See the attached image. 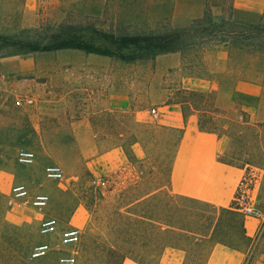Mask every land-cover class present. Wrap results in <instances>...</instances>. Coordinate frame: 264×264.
<instances>
[{"label": "rangeland", "instance_id": "obj_1", "mask_svg": "<svg viewBox=\"0 0 264 264\" xmlns=\"http://www.w3.org/2000/svg\"><path fill=\"white\" fill-rule=\"evenodd\" d=\"M257 2L263 5L260 13L237 10L228 24L221 26L231 37L227 46L210 40L192 62L184 65L181 56L180 67L161 77L154 73L156 55L121 61L75 49L22 53L18 48L22 42H45L51 36L75 34L102 49L108 42L100 34L184 28L202 14L204 0H8L0 5V264H5L7 250L16 257L23 243L52 247L36 260L42 264H56L60 254L71 251L76 264H119L124 251L141 264H154L162 243H153L151 249L145 248L148 243H122L116 231L126 228V220L132 217L127 212L147 211L157 197L137 206L131 202L166 180L177 132L160 124L151 110L173 102L193 105L194 98L182 90L185 87L212 93L218 110L240 108L246 113L241 120L231 113L214 115L213 127L229 132L223 157L245 169L249 195L264 217V37L251 36L255 32L251 27L264 24V0ZM212 13L223 14L219 8H213ZM219 46L226 47L228 57L225 70L211 78L216 90H210L211 81L188 82L189 77L211 80V51ZM183 112L198 116L189 106L184 105ZM85 125L91 128L97 151L114 145L129 150L136 143L142 158L128 160L123 170L93 184L79 150L78 141L83 136L74 135ZM22 148L34 153L33 164L17 163L16 154ZM50 164L61 168L60 181L45 179L44 168ZM14 182L25 184L30 193L38 188L48 196L42 214L56 219L55 234L40 235L37 220L15 222L17 210L7 203ZM158 197L166 199L163 194ZM176 201L191 207L196 216L192 224L179 223L208 233L213 208ZM77 208L84 213V223L77 227L80 240L75 247L62 246L58 234ZM140 221L129 220L128 227L146 223ZM230 226L239 232L237 217L230 219ZM216 232L224 234L221 228ZM183 237L184 264H207V253L216 238L196 242L195 235ZM261 240L255 249L257 257L264 255V224ZM228 241L240 250L249 244L231 237Z\"/></svg>", "mask_w": 264, "mask_h": 264}, {"label": "trees", "instance_id": "obj_2", "mask_svg": "<svg viewBox=\"0 0 264 264\" xmlns=\"http://www.w3.org/2000/svg\"><path fill=\"white\" fill-rule=\"evenodd\" d=\"M233 1L234 0H204V9L202 15L199 18L194 19L189 26L184 28L166 29L160 33L148 31L147 33H136L129 35L100 34L101 38L106 39L108 42V46L103 47L102 49H98V47L87 43V41H85L79 35L76 36L75 34H62L60 36H51L45 42H22L18 50L22 53H28L75 49L84 51L86 53L112 56L120 59L121 61L142 60L157 54L178 52L183 57V64L187 65L189 64V61L192 62L193 59L199 56L198 52H200V50L203 49L205 44H207V42L210 40L215 41L216 45H228L227 38L231 37L223 31V27L221 26L223 24H228L230 18L232 17ZM213 8H219L223 14L221 16H215L212 13ZM251 29L255 31L251 35L254 38L264 37V24H257L256 26L251 27ZM93 32L96 35L99 34V32L95 30ZM188 56H191V60L188 59ZM182 90L185 94L191 95L194 98L192 101L193 105L190 104L191 102L189 101H184V103L173 102L169 104H176L179 106L183 119L186 118V114L183 112L184 105L189 106L190 109L198 112V128L203 132L214 133L217 135H229V132L226 128L218 130L213 127L216 120L214 115H221L225 117L227 114L231 113L233 116L238 118V120H241L246 114L240 108H234L230 112L218 110V108L213 104V99H211L212 93L190 90L186 87ZM209 109L212 110L211 113L207 111ZM174 131L177 132L176 143L174 145L175 151L183 129L175 128ZM124 153L130 162L137 160L133 156L131 148H129V150L124 149ZM224 155L225 152L219 156L220 161L229 165L238 166L235 163L225 160L223 157ZM168 174L166 180L163 183L155 185L146 194L135 198L131 202V205L137 206L147 198L158 197L159 193L163 194V196H166V199L161 197L164 200L159 199V197L154 198L153 200H155V204L150 205L147 211L145 209L144 211L138 210V212H127L128 215H131L134 219H138L146 223H143V225H140L139 223V226L136 225L135 228H129L128 221L134 219H132V217H128L129 219L126 220L127 223L124 225L126 228L123 229V231H116L118 234H120L119 236H121L120 240L122 243H148V245H145V248L151 249L154 247L153 243H162V246L174 244L180 240L181 235L189 234L205 237L208 234L199 233L191 229L189 226H186L185 224L181 225L179 223L182 220V222L185 221L187 224H192L195 221L196 216L194 215V211L191 207L181 205V203H178L176 199L193 204H204L192 199L170 195L167 190L164 189ZM86 175L87 177L91 178V182L95 185L98 182L102 183L103 181L101 180L102 177L95 179L94 177L90 176L88 171L86 172ZM149 193L151 194L148 195L147 198H144V196ZM211 208H213V217L211 218V225L208 228V230H211L210 235L214 236L217 242L220 244L231 248H236L232 242H229L230 240L228 241V238L231 237L234 239H245L242 219L237 217L238 215L236 212L238 211L235 208L232 209L231 207ZM235 217H237L240 228L239 232L237 233L234 231V228H232L233 226H230V219ZM219 228L224 231V234L221 232H216L219 230ZM34 245L35 244L30 245V243H23L16 257L10 250H7L5 252V264H42L41 262L36 261L37 259L34 260L30 259L29 257L30 251ZM120 256L121 261L119 264H121L124 258H130L132 260L138 261L133 258L131 253L128 251L122 252Z\"/></svg>", "mask_w": 264, "mask_h": 264}, {"label": "crops", "instance_id": "obj_3", "mask_svg": "<svg viewBox=\"0 0 264 264\" xmlns=\"http://www.w3.org/2000/svg\"><path fill=\"white\" fill-rule=\"evenodd\" d=\"M7 1L8 0H0L1 7H3V4ZM257 1L234 0L233 12L244 10L258 14L262 11L263 5L261 6L258 4ZM211 53L214 59L208 66L209 79L225 70L228 57L227 49L223 46L213 49ZM154 61V73L156 76L161 77L167 74L169 70L178 69L180 67L181 54L178 52L157 54ZM207 81H211L212 83L210 90H216L217 86L213 84L212 79L204 80L197 77L188 78V82H192L193 84H200ZM158 109H160L158 114L160 124L172 128L183 129L169 164V174L164 189L175 197L192 199L215 208L231 207L234 209L236 205L235 196L239 190L241 180L244 177L245 169L226 164L219 160V156L228 148L229 138L226 135H217L199 130L197 116L195 114H189L183 119L180 108L176 104L165 103ZM76 128L79 129L80 125H77ZM74 135L83 136V138H80L78 141L81 158L85 160L87 170L94 177L100 178L113 175L127 167L128 158L120 146L114 145L107 149L97 151L95 141L93 140V133L88 125L84 126L83 131H74ZM131 150L135 159L140 160L142 158L136 143L131 145ZM2 176L8 177L7 173H2ZM33 192L42 191L35 188ZM150 194L151 193L147 194L144 198H147ZM159 195L161 194L159 193ZM151 198L147 199L150 200ZM160 198L161 197H159V199ZM153 202L155 204L154 200ZM16 210L13 219L17 223L23 221H39L43 216V214H38L31 208ZM236 213L238 215L237 217L242 219L245 235V239L239 240L249 243L247 249L252 243H257L258 245L263 242L261 236L254 239L259 221L253 218H242L240 213ZM83 223L84 213L82 209L77 208L67 220L66 227H78ZM210 233L211 230H208V234L205 237L195 235L196 238H194V240L196 242H202V239L208 240L212 237ZM184 241V237L181 235L180 240L176 243L161 246L154 264H184L186 258V248L182 244ZM212 243L206 257L207 264L242 263L247 249L240 250L238 248H231L220 244L217 240ZM121 264L141 263L130 258H124Z\"/></svg>", "mask_w": 264, "mask_h": 264}, {"label": "built area", "instance_id": "obj_4", "mask_svg": "<svg viewBox=\"0 0 264 264\" xmlns=\"http://www.w3.org/2000/svg\"><path fill=\"white\" fill-rule=\"evenodd\" d=\"M16 104L20 106V101ZM154 117L159 114L158 109H152ZM35 155L31 150L19 149L16 154V160L19 165L28 166L33 164ZM45 179L49 181H60L63 173L56 164L47 165L44 168ZM250 188L247 186L245 176L241 180L239 190L235 196V208L244 218H253L258 220L255 231V238L261 236L264 224V217L260 210L254 205V199L249 195ZM49 198L45 193H30L27 186L20 182L12 183L7 195V203L15 209L31 208L39 214L46 208ZM57 231V221L53 217L42 216L38 221V233L42 236H50ZM80 240V231L77 227H66L61 229L58 234V242L62 246L75 247ZM257 243H252L245 253L241 264H264V255L257 257L255 249ZM52 247L48 243L35 244L30 251V259H40L51 251ZM56 264H76L75 252L60 254L57 257Z\"/></svg>", "mask_w": 264, "mask_h": 264}]
</instances>
